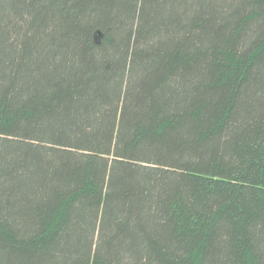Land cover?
<instances>
[{"label":"trees","instance_id":"obj_1","mask_svg":"<svg viewBox=\"0 0 264 264\" xmlns=\"http://www.w3.org/2000/svg\"><path fill=\"white\" fill-rule=\"evenodd\" d=\"M0 264H264V0H0Z\"/></svg>","mask_w":264,"mask_h":264}]
</instances>
